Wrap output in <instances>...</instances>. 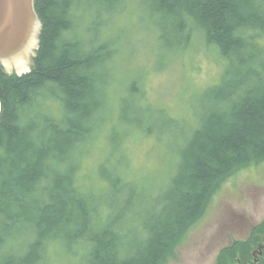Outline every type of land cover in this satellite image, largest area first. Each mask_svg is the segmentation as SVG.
Returning a JSON list of instances; mask_svg holds the SVG:
<instances>
[{"label": "trees", "instance_id": "obj_1", "mask_svg": "<svg viewBox=\"0 0 264 264\" xmlns=\"http://www.w3.org/2000/svg\"><path fill=\"white\" fill-rule=\"evenodd\" d=\"M133 6L164 53L178 57L199 40L225 65L194 122L184 130L168 117L179 156L155 199L129 180L131 164L125 174L114 163L134 135L128 127L154 134L147 119L123 114L110 130L112 152L96 175L82 173L116 111L119 53L107 38ZM35 7L42 30L32 71L9 75L0 62V264H46L53 248L79 264H162L215 190L264 161V0H36ZM138 82L130 93L145 100Z\"/></svg>", "mask_w": 264, "mask_h": 264}, {"label": "rangeland", "instance_id": "obj_2", "mask_svg": "<svg viewBox=\"0 0 264 264\" xmlns=\"http://www.w3.org/2000/svg\"><path fill=\"white\" fill-rule=\"evenodd\" d=\"M129 10L124 21H116L107 38L119 53L115 61L116 85L112 90L116 111L102 138L85 159L82 173L96 175V166L112 152L110 130L118 121L121 123L123 114L147 119L146 125L155 127L154 134H143L137 124L128 127L127 131L131 130L134 135L124 141L125 153L114 156V163L125 174L126 166L131 164L129 180L139 183L145 197L155 199L164 190L179 156L175 153L177 144L172 143L173 130L167 127L168 117L182 121L184 130L189 119L194 122L197 109L202 110L199 102L206 91L220 82L225 65L199 40L178 57L164 53L157 43L156 32L152 31L155 27L141 21L137 6ZM85 39L88 40L87 36ZM138 80L142 86L145 84V100H137L136 94L130 93ZM124 128L119 126L117 133L126 132ZM130 227L135 234L136 225ZM263 240L264 161L237 171L215 190L201 218L162 264H235L237 261L250 264L256 259L261 263L264 258L258 249ZM236 243L239 246L233 250ZM52 252L46 264H79L81 260L57 255L65 252L57 248Z\"/></svg>", "mask_w": 264, "mask_h": 264}, {"label": "water", "instance_id": "obj_3", "mask_svg": "<svg viewBox=\"0 0 264 264\" xmlns=\"http://www.w3.org/2000/svg\"><path fill=\"white\" fill-rule=\"evenodd\" d=\"M36 0H0V62L9 75L32 71L40 45L42 22ZM2 106L0 103V118ZM264 242L259 247L263 255ZM259 261L256 259L255 263Z\"/></svg>", "mask_w": 264, "mask_h": 264}]
</instances>
